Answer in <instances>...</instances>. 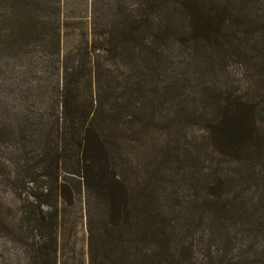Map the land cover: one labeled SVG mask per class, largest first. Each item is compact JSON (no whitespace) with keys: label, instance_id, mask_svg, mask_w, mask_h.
Returning a JSON list of instances; mask_svg holds the SVG:
<instances>
[{"label":"trees","instance_id":"obj_1","mask_svg":"<svg viewBox=\"0 0 264 264\" xmlns=\"http://www.w3.org/2000/svg\"><path fill=\"white\" fill-rule=\"evenodd\" d=\"M9 1L11 13L2 22L15 23L16 30L10 25L2 34L5 39L21 32L38 33L40 41L53 44L58 58L49 61L55 80L46 90L42 81L37 82L36 93L32 86H19L10 102L0 94V264H66L60 254V226L67 209L83 203L85 195L104 203L107 235L119 236L121 227L130 223L135 208L127 184L112 165L109 125L115 121L116 99L112 100L116 81L112 65L115 60L137 65L140 56L163 60L173 46H209L242 60L248 72L238 89L237 84L228 90L212 85L199 101L190 98L192 103L182 110L189 117L172 124L182 132L190 126L198 131L194 158L198 173L206 176L199 186L201 205H215L216 213L232 210L226 201L237 181L236 170L253 177L255 167L264 162V91L256 97L249 92L251 81L264 88V54L255 64L244 56V50L258 42L255 32L264 37V30L254 28L264 27L259 9L251 17L239 9V15L249 19L245 29L234 20L238 12L232 0H115L116 6L110 0ZM255 4L257 0L241 1L243 9ZM70 37L73 44L63 49ZM185 55L194 59L188 50ZM130 77L127 73L125 87L131 95L138 85L127 84ZM243 203L247 207L246 197ZM158 219L157 209L144 239L160 240ZM207 233L212 239L213 232ZM106 244L104 259L120 264L113 244ZM91 246L94 252L92 241L90 252ZM143 252L147 264H198L192 260L193 252H208V260L201 264H213L217 256L209 253L208 244L196 248L187 242L171 248L164 237L163 246L144 247ZM219 258L216 264L247 263V256Z\"/></svg>","mask_w":264,"mask_h":264},{"label":"rangeland","instance_id":"obj_2","mask_svg":"<svg viewBox=\"0 0 264 264\" xmlns=\"http://www.w3.org/2000/svg\"><path fill=\"white\" fill-rule=\"evenodd\" d=\"M114 1L109 2L116 6ZM241 1L232 0L238 12L234 20L249 29V19L240 16L239 9L246 11L249 17L257 9L264 15V0H257V4L248 5L245 9ZM11 5L9 0H0V94L9 102L19 86L20 89L32 86L30 90L36 93L37 82L44 81L46 90L49 81H53V77L55 80L49 61L53 56L55 62L58 58L52 53L53 44L40 41L38 33L27 36L25 31L26 35L21 32L8 36L9 40L5 39L2 34L10 25L16 30V24L11 23L15 21H10V25L8 21L2 22L11 13ZM20 25L22 29L26 28V24ZM254 28L264 30L263 26ZM18 30H21L20 27ZM254 36L258 42L250 44L244 50V56L253 58L255 64L259 54H264V37L259 38L256 32ZM71 39H67L63 49L71 47ZM202 46L190 44L187 49L173 46L163 60L152 61L140 56L139 64L132 66L115 60L112 65L116 79L112 98H116L113 101L115 121L109 125L112 165L115 173L128 186L127 193L133 208H146L147 212L140 210L137 213L134 209L133 219L127 226L121 227L119 236L107 235L104 232V203L85 195L83 203L67 209L60 226V245L63 249L60 254L66 264H110L104 259L106 242L113 244L120 264H136L142 260L141 264H147L143 257L144 247L155 250L161 244L163 246V237L171 248H179L187 242L196 248L202 243L210 245L209 253L217 254L213 257V264L219 262L221 254H225L226 258L247 256L246 264H264V162L255 167L253 177L236 170L237 181L234 187H230L226 201L232 210L216 213L215 205H201L199 186L204 184L206 176L198 173L199 164L194 158L196 126L182 132L172 125L174 120L177 123L189 117L182 110L192 103L190 98L196 96L199 101L209 94L207 88L212 85L228 90L237 84L238 89L240 84H244L246 75L249 76L242 60L231 59L222 51ZM185 50L191 52L194 59L186 56ZM139 69L142 72L156 69V72L142 74L138 73ZM127 73L131 75L127 84L138 85L131 95L125 87ZM249 85L252 96L263 94L264 88L260 85L258 87L253 81ZM239 182H242L241 186ZM241 190L247 192L240 194ZM244 197L247 198V207L243 203ZM157 209L161 211V219H158L161 238L144 239ZM149 216L150 220L147 219ZM152 221L156 223L154 219ZM208 231L213 232L212 239L208 237ZM91 241L94 252L92 246L91 252L89 250ZM226 242H229L228 247ZM192 257L201 264L208 260V252H193ZM182 262L188 261L182 259Z\"/></svg>","mask_w":264,"mask_h":264}]
</instances>
